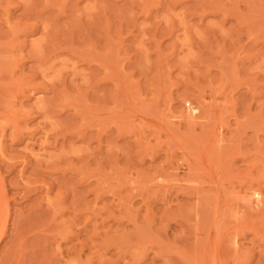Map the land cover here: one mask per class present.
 Listing matches in <instances>:
<instances>
[{
	"label": "rangeland",
	"instance_id": "rangeland-1",
	"mask_svg": "<svg viewBox=\"0 0 264 264\" xmlns=\"http://www.w3.org/2000/svg\"><path fill=\"white\" fill-rule=\"evenodd\" d=\"M0 208V264H264V0H0Z\"/></svg>",
	"mask_w": 264,
	"mask_h": 264
},
{
	"label": "bare ground",
	"instance_id": "bare-ground-1",
	"mask_svg": "<svg viewBox=\"0 0 264 264\" xmlns=\"http://www.w3.org/2000/svg\"><path fill=\"white\" fill-rule=\"evenodd\" d=\"M39 101V103L42 101V100H38ZM3 185V184H2ZM2 189H3V187H2ZM222 212L224 211V210H221ZM221 212V213H222ZM226 213V212H225ZM225 216V215H224ZM8 219H9V214H8V211H7V209H2V208H0V237H2L4 234H5V232L8 230H6V227H7V223H8ZM222 223V222H221ZM215 226V225H214ZM217 226V225H216ZM220 227V226H219ZM237 227H238V225H237ZM218 228V227H217ZM236 228V227H235ZM236 229H241V226H240V228H236ZM237 231V230H236ZM243 231V230H242ZM244 231H246V230H244ZM239 233H240V230H239ZM238 232H236V236H240L241 235V233L239 234ZM243 233V232H242ZM245 235H246V232H245ZM207 237V236H206ZM205 237V238H206ZM205 244V243H204ZM218 245V244H217ZM216 245V246H217ZM215 247V246H214ZM222 247V246H221ZM203 251V250H202ZM211 251V250H210ZM214 253V252H213ZM208 254V253H207ZM205 255H206V253H205ZM184 256V255H183ZM210 256V255H209ZM199 257V256H198ZM213 257V256H212ZM222 257V256H221ZM202 258V257H201ZM217 258V257H216ZM165 259V258H164ZM184 259V258H183ZM207 259V258H206ZM218 260V259H217ZM184 262V261H183ZM224 262V261H223ZM201 263V262H200ZM209 263V262H208ZM214 264V263H213Z\"/></svg>",
	"mask_w": 264,
	"mask_h": 264
}]
</instances>
